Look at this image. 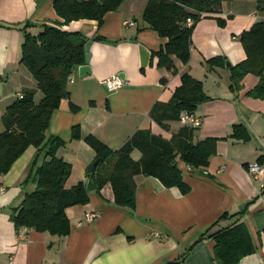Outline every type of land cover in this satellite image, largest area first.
I'll return each instance as SVG.
<instances>
[{
    "label": "crops",
    "instance_id": "crops-1",
    "mask_svg": "<svg viewBox=\"0 0 264 264\" xmlns=\"http://www.w3.org/2000/svg\"><path fill=\"white\" fill-rule=\"evenodd\" d=\"M147 2L125 0L117 11L105 15L101 26L91 20L63 26L89 39L90 72L82 77V65L73 69L67 83L69 98L53 112L46 140L57 137L66 142L58 152L72 166L65 187L87 184L88 167L96 154L84 137L93 135L112 150L121 148L139 129L171 139L185 125L180 120L159 124L151 110L157 103H168L188 73L202 82L210 97L194 112L201 126L195 129L193 141L218 139L207 173L188 172L189 166L178 162L190 187L187 194L139 175L133 210L115 204L107 183L99 192H89L88 204L66 210L69 235L60 238L25 228L26 238L19 239L10 215L36 186L33 178L27 179L37 151L31 146L0 176V264H220L215 259V239L209 236L241 222L248 227L256 251L238 264H264V175L257 177L250 170L255 164L264 167V99L248 95L260 80L253 74L244 77L241 90L231 91L228 65L246 58L239 36L264 23V11L259 12L258 0L223 2L219 13L203 16L196 24L189 63L173 57L175 68L170 71L160 67L154 55L168 40L143 21ZM57 21L63 22L54 0H0V134L2 116L19 95L32 94L36 103L43 98L21 62L25 33L37 36L44 25ZM96 37L103 40H93ZM215 57L226 58L228 64L210 69L206 61ZM113 75L125 84L109 91L104 81ZM77 125L82 139L72 138ZM235 126L244 127L249 139L232 137ZM141 156L138 150L131 154L135 161ZM89 213L98 216L89 220ZM224 214L234 216L220 219Z\"/></svg>",
    "mask_w": 264,
    "mask_h": 264
},
{
    "label": "trees",
    "instance_id": "trees-1",
    "mask_svg": "<svg viewBox=\"0 0 264 264\" xmlns=\"http://www.w3.org/2000/svg\"><path fill=\"white\" fill-rule=\"evenodd\" d=\"M124 1L54 0V9L63 22L44 25L37 36L25 33L21 62L37 81L43 98L36 103L32 94L18 97L2 116L4 131L0 134V176L8 173L29 147L37 148L27 177L34 179L35 189L26 193L21 203L11 209L10 220L17 230L27 228L65 237L71 231L66 210L89 203L85 183L65 187L72 170L71 164L58 156L59 150L65 148V140L57 137L46 140L51 116L60 107L61 101L69 98L68 79L75 67L85 64L89 45V39L83 34L66 31L63 26L79 20L96 21L101 26L105 15L117 11ZM225 1L228 0H148L142 19L148 27L168 40L154 54L158 58V65L173 71V57L188 64L196 24L203 16L219 13ZM258 9L259 12L264 11V0H258ZM189 19L192 26L187 24ZM93 40L101 42L103 39L96 37ZM239 40L246 58L237 65L230 64V89L233 92L241 90L244 77L253 74L260 80L248 95L250 98L264 99V23L254 24L239 36ZM206 64L210 69L223 68L228 60L215 57L207 60ZM181 79L182 83L171 100L157 103L151 110V117L159 124L179 121L182 112L194 113L197 106L210 100L201 81L188 73L183 74ZM72 108L78 109L76 106ZM195 129L184 126L169 140L150 129H139L118 150L110 149L93 135L84 137L96 154L95 170L93 174H88L94 180L95 191L99 192L105 184L110 183L115 204L131 210L136 206L135 178L139 175L157 178L166 188L178 187L187 194L190 187L183 180L178 162L183 161L194 170L207 173L210 159L217 151L216 138L194 143ZM232 137L249 139L247 130L242 126L234 127ZM72 138L82 139L78 125L72 129ZM135 150L142 154L138 161L131 157ZM233 216L224 214L220 219ZM209 237L215 239V259L220 264H238L256 251L244 222L221 229Z\"/></svg>",
    "mask_w": 264,
    "mask_h": 264
},
{
    "label": "built area",
    "instance_id": "built-area-1",
    "mask_svg": "<svg viewBox=\"0 0 264 264\" xmlns=\"http://www.w3.org/2000/svg\"><path fill=\"white\" fill-rule=\"evenodd\" d=\"M125 24L130 25V26L134 25L133 22H125ZM187 24L189 26H192V21L189 19ZM104 83L107 86L109 91H115V90L123 87L125 84V81H123L119 75H113V76L109 77L108 79H106L104 81ZM18 97L22 98V95H19ZM179 120L182 124H184L185 126H189L191 128H199L201 126V119H200V117H197V115L195 113L182 112ZM250 170H251V172L254 171V173H256L257 177H261L264 175V167L261 165H258V164L252 165L250 167ZM187 171L192 172V171H194V169L189 166L187 168ZM96 216H98V214H96V213L87 214V217L89 220H94V218H97ZM26 231L27 230L25 228H21L19 230V232H18L19 239H25L26 238Z\"/></svg>",
    "mask_w": 264,
    "mask_h": 264
},
{
    "label": "water",
    "instance_id": "water-1",
    "mask_svg": "<svg viewBox=\"0 0 264 264\" xmlns=\"http://www.w3.org/2000/svg\"><path fill=\"white\" fill-rule=\"evenodd\" d=\"M87 52H86V55H85V64L82 65L80 68H79V71H80V75L83 77V76H86L89 72H90V67H89V62H90V57H91V54L89 52V48H87ZM230 66V64H228ZM95 166H96V162H92V164L89 165L88 167V173L89 174H93L94 170H95ZM86 189L88 192H93V190L95 191L96 190V186H95V183H94V180L92 178H90L86 184Z\"/></svg>",
    "mask_w": 264,
    "mask_h": 264
}]
</instances>
